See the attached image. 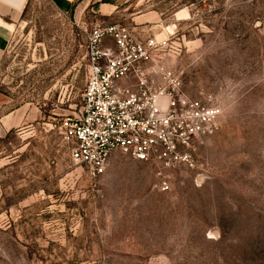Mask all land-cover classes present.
Wrapping results in <instances>:
<instances>
[{
    "label": "rangeland",
    "instance_id": "rangeland-1",
    "mask_svg": "<svg viewBox=\"0 0 264 264\" xmlns=\"http://www.w3.org/2000/svg\"><path fill=\"white\" fill-rule=\"evenodd\" d=\"M27 0L0 64V264H264V0ZM166 40L153 52L221 109L169 170L114 150L91 179L59 125L77 116L93 27ZM105 43H110L105 40Z\"/></svg>",
    "mask_w": 264,
    "mask_h": 264
},
{
    "label": "built area",
    "instance_id": "built-area-1",
    "mask_svg": "<svg viewBox=\"0 0 264 264\" xmlns=\"http://www.w3.org/2000/svg\"><path fill=\"white\" fill-rule=\"evenodd\" d=\"M165 43L137 38L116 23L89 32L81 110L59 128L71 160L85 165L91 179L119 149L155 164L159 187L167 190V172L193 167L194 146L219 130L221 109L209 98L189 96L180 77L154 61Z\"/></svg>",
    "mask_w": 264,
    "mask_h": 264
},
{
    "label": "crops",
    "instance_id": "crops-1",
    "mask_svg": "<svg viewBox=\"0 0 264 264\" xmlns=\"http://www.w3.org/2000/svg\"><path fill=\"white\" fill-rule=\"evenodd\" d=\"M77 0H52L54 5L61 11L71 10ZM97 3L98 11L105 16L111 15L116 8V3L126 0H93ZM27 0H0V64L13 34L21 20ZM12 116L0 117L1 125L11 127L14 121Z\"/></svg>",
    "mask_w": 264,
    "mask_h": 264
}]
</instances>
